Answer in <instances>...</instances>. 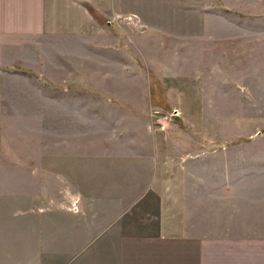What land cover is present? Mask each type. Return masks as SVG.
<instances>
[{"label": "crops", "instance_id": "1", "mask_svg": "<svg viewBox=\"0 0 264 264\" xmlns=\"http://www.w3.org/2000/svg\"><path fill=\"white\" fill-rule=\"evenodd\" d=\"M225 14L234 30H220ZM260 21L264 0H0L1 87L73 86L83 99L95 71L111 101L138 113L123 111L138 123L114 149L129 172L117 174L112 150L99 155L113 198L14 211L11 175H0V264H264V132L236 144L234 110L221 127L215 106L247 86L227 74L221 41L256 40ZM155 108L180 114L157 130Z\"/></svg>", "mask_w": 264, "mask_h": 264}, {"label": "rangeland", "instance_id": "2", "mask_svg": "<svg viewBox=\"0 0 264 264\" xmlns=\"http://www.w3.org/2000/svg\"><path fill=\"white\" fill-rule=\"evenodd\" d=\"M227 14L225 21L220 20L221 31L234 30L226 22L230 17ZM254 26L258 27L259 33L255 36L258 38H237L234 50L227 47L226 40L221 41L225 42L220 53L228 60L223 66L227 74L243 79L247 84L240 89L244 96L237 95L235 103L215 104L221 127L227 126L228 110H234L236 144L254 142L256 133L264 132V86L257 84L258 79L264 81V21ZM229 50L233 51L229 53ZM210 60L205 63L209 64ZM204 66L209 68V65ZM207 71H204L205 75H210L211 70ZM90 73H96V78H92L95 85L81 89L83 99L76 97L78 89L73 86L56 89L57 95L48 85L38 88V84L34 87L26 80L18 79L12 81L11 87L4 88L1 87L4 80L0 81V175H11L14 211L45 209L59 204L76 213L84 197L113 198L106 191L111 185L106 178L112 174L108 159L106 162L99 155H104L108 149L115 155L118 143L133 139L131 128L138 120L124 113H136L130 104L111 101L113 95L109 89L98 85L99 72ZM87 111L90 116L84 118L81 112ZM179 114V108H155L150 111L148 121L159 130L163 126L162 120L168 121L166 116L170 121L173 115ZM85 142L91 145L92 158L88 161L83 156ZM259 143H264V139ZM119 153L114 156L117 174H126L130 167ZM4 159L11 160L6 171L2 166ZM236 173L244 172L237 168ZM251 173L260 172L253 169ZM100 176H104L105 182L84 181L90 177L97 180ZM100 186L105 189L103 193H100ZM20 234L23 232L13 231V246L21 242Z\"/></svg>", "mask_w": 264, "mask_h": 264}, {"label": "built area", "instance_id": "3", "mask_svg": "<svg viewBox=\"0 0 264 264\" xmlns=\"http://www.w3.org/2000/svg\"><path fill=\"white\" fill-rule=\"evenodd\" d=\"M175 113H177V112L175 111ZM165 119H166V120H169V117H168V116H166V117H165Z\"/></svg>", "mask_w": 264, "mask_h": 264}]
</instances>
